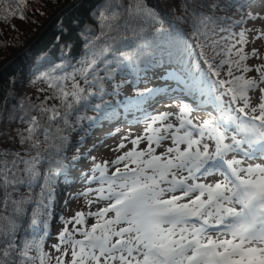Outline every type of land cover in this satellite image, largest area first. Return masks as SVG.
Segmentation results:
<instances>
[{
	"label": "snow or ice",
	"instance_id": "6c2138e0",
	"mask_svg": "<svg viewBox=\"0 0 264 264\" xmlns=\"http://www.w3.org/2000/svg\"><path fill=\"white\" fill-rule=\"evenodd\" d=\"M25 3L0 0V19H26ZM260 4L178 5L189 32L168 53L176 96L135 80L166 31L146 0H94L96 28L81 32L78 57L37 69L44 87L34 99L0 92V264H264V53L247 50L264 39V28L247 26L264 21ZM125 83L134 94L116 106L139 112L142 132L122 136L110 161L90 159L88 186L65 200L83 197L89 210L61 214L47 244L70 134L111 119L116 108L104 97ZM162 96L175 111L152 110ZM80 158L77 148L71 160Z\"/></svg>",
	"mask_w": 264,
	"mask_h": 264
},
{
	"label": "trees",
	"instance_id": "16d2710c",
	"mask_svg": "<svg viewBox=\"0 0 264 264\" xmlns=\"http://www.w3.org/2000/svg\"><path fill=\"white\" fill-rule=\"evenodd\" d=\"M64 0H26L25 4L20 6L26 19L11 18L9 20L0 19V63L7 58L12 52L18 50L22 45L33 35L38 27L45 21L54 10H56ZM94 0H71L63 7L42 29V31L33 39L31 44L21 53L14 56V58L0 69V92L15 91L17 94L27 95L30 98H35L36 89L43 88L44 84L35 80L37 69L43 70L50 62H59L66 56L69 58L78 57L82 51V37L81 32L88 26L96 28L93 19L90 18V9L92 8ZM195 6L196 0H146V3L154 7L165 21V32L158 36L153 41L151 49L153 64L147 69L141 65L138 74L135 77L136 83L141 89L147 87H159L161 89H170V95L176 96L179 94V89L174 81L166 80L167 72L172 71L176 65L175 61H169L168 53L175 52L180 38L184 33L189 32V25L179 19L182 8L185 3ZM252 5L250 9L245 11H254L261 8L260 0H242ZM179 5V8H178ZM19 14V10L17 12ZM10 15V14H9ZM256 21H247L248 27H257ZM239 31V29H237ZM255 33H249V39ZM130 39L134 38L131 32L127 33ZM188 39H191L188 36ZM261 40V41H260ZM260 48L253 47L254 43L247 46V50L257 48L261 53H264V39H260ZM192 44L195 41L192 40ZM159 61V63H155ZM259 61L256 59L249 60L250 64H256ZM254 74V73H253ZM153 75H155L153 77ZM150 76V77H149ZM121 76H116V81L119 82ZM131 79V78H129ZM35 80V83L32 81ZM132 87H135L133 85ZM132 87L125 83L120 93L116 97L105 96V100H109L116 108L115 115L111 119L100 120L96 126L89 129L88 132L80 131L78 128L71 132L68 144L61 155V159L65 165L64 172L58 177L56 183V202L54 204V217L50 225L52 236L57 234L53 232V224L58 222V211L62 206V199L66 196L73 195L68 190V185L79 183L83 179V174L87 173L91 168L89 162V169L83 170L77 174L82 161L85 159V154L93 147L98 138L106 136L110 131H115L121 124H132L140 117V113L133 110L129 111L122 104L116 106L118 101L124 100L126 97L132 96L134 93ZM111 91V88H109ZM42 98V94H41ZM170 100L167 96H162L160 99H154L151 103L153 109L161 101ZM93 102H99L94 100ZM152 109V110H153ZM89 116L95 115L92 111H86ZM84 127H87L88 122H83ZM13 127H22V125L15 124ZM81 137H84L81 142ZM90 145V147L88 146ZM77 148L80 150L81 158L75 162L71 157L77 153ZM88 160V158H87ZM86 160V161H87ZM90 161V160H88ZM54 239V238H52ZM49 239L47 244L55 243ZM47 247V245H46Z\"/></svg>",
	"mask_w": 264,
	"mask_h": 264
},
{
	"label": "rangeland",
	"instance_id": "374dc122",
	"mask_svg": "<svg viewBox=\"0 0 264 264\" xmlns=\"http://www.w3.org/2000/svg\"><path fill=\"white\" fill-rule=\"evenodd\" d=\"M259 10H260V8H258V10H256V12H259ZM256 26L257 27H264V21L259 20L258 22H256ZM260 41L257 40L255 42L256 45L253 44V47H257V45L259 44L258 48L261 49V47H263V46L260 45ZM154 76L155 75H153V77ZM256 102H257V100L253 99V103H256ZM161 103H163V102H161ZM158 110L159 111H175L176 109L174 107H169L167 109L164 107H161V108H158ZM138 125H140V124H138ZM129 132H131L133 134V136L139 135L142 132V127H137V124L135 126H132L131 129L126 128V127H122V128L120 127L118 130H116V131L112 130L109 133H107L106 136H104V137L101 136L100 138H98V140L93 145V147L87 151V153H86L87 156H85V159L82 161L81 166L76 173L79 174L80 172H83V170L89 169V167H90L89 162L90 161H88V160H90L92 157H95L97 161H103V160H109L110 161L111 159L115 158V156L118 153L113 152L112 149L119 143L120 138L122 136L128 134ZM88 146L90 147V145H88ZM128 147L130 148L131 145L129 144ZM141 147H143V145H141ZM125 150H127V149H125ZM87 158H88V160H87ZM80 182L82 183L80 185H78V184L77 185H68L66 183V186L69 187L68 190L70 191V193L75 194V193L81 192L88 186V185H86L84 180L80 181ZM92 187H95V185H92ZM67 198H68V196H66L64 199H62L63 205L59 206L61 208L58 211V214H62L65 218L72 217L76 211H81V210L87 211V210H89V207L85 204L83 197H81L79 199H69L68 203H67V207H65V200ZM91 210H95V206H92ZM88 222L91 223V220H89ZM62 227H63V225H61L59 222H56L55 224H53V232L52 233L58 232ZM52 237L54 238V235ZM53 240L54 239H52V241Z\"/></svg>",
	"mask_w": 264,
	"mask_h": 264
},
{
	"label": "water",
	"instance_id": "95a60500",
	"mask_svg": "<svg viewBox=\"0 0 264 264\" xmlns=\"http://www.w3.org/2000/svg\"><path fill=\"white\" fill-rule=\"evenodd\" d=\"M69 1L71 0H64V2L56 9L53 11V13L45 20L43 21V24L34 32V34L23 44V46L12 52L6 59H4L1 63H0V69L4 66V64L8 63L9 61H11L14 56L18 55L19 53H21L24 49H26L29 44L33 41V39L42 31V29L46 26V24L63 8L65 7Z\"/></svg>",
	"mask_w": 264,
	"mask_h": 264
}]
</instances>
